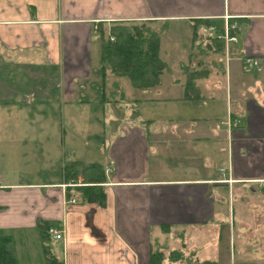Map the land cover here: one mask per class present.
Masks as SVG:
<instances>
[{"label": "crops", "instance_id": "0c3cea01", "mask_svg": "<svg viewBox=\"0 0 264 264\" xmlns=\"http://www.w3.org/2000/svg\"><path fill=\"white\" fill-rule=\"evenodd\" d=\"M127 20L194 29L187 50L160 32L166 66L157 84L122 90L111 78L134 110L143 100L152 113L116 120L109 133L103 127V202L82 200L75 185L83 177L64 181L61 168L55 179L21 178L20 124L10 120L22 107L16 98L57 103L0 77V233L14 236L18 264H53L40 220L63 229L46 243L59 264H150L155 251L163 255L158 264H262L255 253L233 252L235 232L224 219L232 196L240 239L264 244V0H0V68L9 67L11 54L38 55L59 75L55 102L79 103V87L98 61L97 23ZM207 20L211 34L200 45L197 28ZM226 26L237 40L225 37ZM85 103L104 109V102Z\"/></svg>", "mask_w": 264, "mask_h": 264}, {"label": "rangeland", "instance_id": "374dc122", "mask_svg": "<svg viewBox=\"0 0 264 264\" xmlns=\"http://www.w3.org/2000/svg\"><path fill=\"white\" fill-rule=\"evenodd\" d=\"M153 24L155 26H163L161 25L162 23L155 22ZM108 26L106 24L107 29L109 28ZM193 29L194 27H192L191 23L182 22L177 24H164L160 32L163 35H173V38L169 36L170 43L179 41L184 50H187L188 45L190 46L191 43ZM197 30L200 33L201 45L203 42H206V35L211 34V31L208 30L205 23L201 25L200 29L197 28ZM165 39H167V36ZM18 56L20 57L18 58ZM18 56L11 54V61L8 64L9 67L2 70L0 68V77L3 76L7 87L12 86H9L8 83H14L16 86H21L27 92H30L29 95L33 96L31 93H38L43 97L47 95L48 98L53 100V104H59H55L52 107L46 100L42 104H31L24 101L25 96H17L16 101L21 103L22 107L10 117V120L13 119L20 124L17 128L21 136L18 138V146L20 147V163L18 169L21 173V178L31 175V180L33 181L55 179V170L59 169L60 171L61 168L62 171L61 163L69 159H78L82 162H88V160L100 162L105 152L103 145V127H106V133H109V130L116 123V120L124 117L128 120H137L141 116L145 117L146 114L152 113L149 112L148 105L144 104L143 100L140 103V108L134 110L131 95L125 98L123 97L122 90L128 89L126 84H132L130 78L126 75L117 76L110 74L111 76L108 77L107 91H113L115 94L110 97H116V99L105 101L103 103L104 109L101 107L93 108L87 103H67L62 105L61 100L55 102L53 96L57 92L51 90L53 84L56 85L59 77L57 71L51 69L49 65H44L38 55L31 56L29 53H26L24 56L22 54ZM113 77L120 81L122 90L118 86L111 85V78L113 80ZM91 78L96 80L95 84L100 82L99 74L95 73ZM7 80L9 81L7 82ZM132 86L136 87L133 84ZM14 87L15 85H13ZM88 91L91 96L95 94V90L88 88ZM40 108L42 112L39 111ZM133 110L134 112H132ZM5 115L6 112L3 111L2 118ZM5 131L8 132L7 130ZM24 133L27 135V143L23 142L22 139ZM5 145L10 146L7 143ZM41 146L43 147L42 152ZM13 169L16 170L15 167ZM80 176L82 175H78L74 180L81 178ZM69 182H73V179H70ZM233 205L237 207L231 196V207L229 209V206L226 205V218L224 219L235 232V242L230 245V248L233 252H236L237 256L241 254L251 257L253 255L252 253H255V255L261 258V263L264 264V244L259 245V242L252 244L243 240V238L240 239L243 233L240 234L242 230L239 226L237 216L234 215ZM210 235L212 236L211 233ZM193 256V260H195L196 256Z\"/></svg>", "mask_w": 264, "mask_h": 264}, {"label": "trees", "instance_id": "16d2710c", "mask_svg": "<svg viewBox=\"0 0 264 264\" xmlns=\"http://www.w3.org/2000/svg\"><path fill=\"white\" fill-rule=\"evenodd\" d=\"M213 23L212 20L205 21V24ZM214 25V24H210ZM107 29L103 22H98L97 40L99 43V55L97 65L93 68V74H99L100 82L96 80L86 81L84 88L95 90L93 96L79 87L76 102L97 101L105 102L115 93L106 91V79L110 74L126 75L131 83L137 87L146 88L158 83L160 74L166 64L159 55L160 31L163 26H155L151 20H127L111 22ZM218 30H221L218 29ZM216 29V31H218ZM214 39L223 47V37L216 35ZM197 74L194 69L188 68V76L194 78ZM82 175L84 182L75 185L80 192L82 200L104 201L105 192L102 182L105 179L103 168L99 162H82L80 160H65L62 163V177L64 181L74 180ZM53 224L50 220H40L38 228L43 241L45 252L48 254V262L59 264L46 244L50 240L47 229ZM177 252H171V259H178ZM54 257V258H53ZM163 255L155 251L151 256L150 264H158ZM0 264H18L17 250L14 236L7 233H0ZM195 264H215L212 261H203Z\"/></svg>", "mask_w": 264, "mask_h": 264}, {"label": "built area", "instance_id": "2783aa9c", "mask_svg": "<svg viewBox=\"0 0 264 264\" xmlns=\"http://www.w3.org/2000/svg\"><path fill=\"white\" fill-rule=\"evenodd\" d=\"M232 27H234V25H231ZM213 28V27H212ZM229 29H230V26H226L225 27V37L228 39V40H237V37L236 35L232 34V35H229ZM246 62L249 63V64H254L256 65L257 64V60L255 58H247L246 59ZM259 68V67H258ZM70 201L72 202H75V198H72ZM48 231L50 233V236L53 237V238H56V239H59V238H62L63 237V229L62 228H57L56 226H52L50 225L48 227Z\"/></svg>", "mask_w": 264, "mask_h": 264}, {"label": "bare ground", "instance_id": "6f19581e", "mask_svg": "<svg viewBox=\"0 0 264 264\" xmlns=\"http://www.w3.org/2000/svg\"><path fill=\"white\" fill-rule=\"evenodd\" d=\"M82 178H78L77 180H76V184H79V183H81L82 182ZM47 231H48V229H47ZM48 233H49V231H48ZM50 234V233H49Z\"/></svg>", "mask_w": 264, "mask_h": 264}]
</instances>
